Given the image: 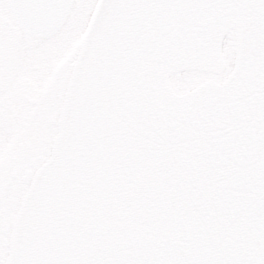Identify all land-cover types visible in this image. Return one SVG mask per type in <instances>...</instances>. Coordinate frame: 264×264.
<instances>
[{
	"label": "water",
	"instance_id": "obj_1",
	"mask_svg": "<svg viewBox=\"0 0 264 264\" xmlns=\"http://www.w3.org/2000/svg\"><path fill=\"white\" fill-rule=\"evenodd\" d=\"M73 2L8 6L49 38ZM57 125L5 264H264V0H97Z\"/></svg>",
	"mask_w": 264,
	"mask_h": 264
},
{
	"label": "flooded vegetation",
	"instance_id": "obj_2",
	"mask_svg": "<svg viewBox=\"0 0 264 264\" xmlns=\"http://www.w3.org/2000/svg\"><path fill=\"white\" fill-rule=\"evenodd\" d=\"M50 38L21 35L0 15V264L25 195L50 156L74 62L70 55L71 67L53 68L56 44L40 41Z\"/></svg>",
	"mask_w": 264,
	"mask_h": 264
},
{
	"label": "rangeland",
	"instance_id": "obj_3",
	"mask_svg": "<svg viewBox=\"0 0 264 264\" xmlns=\"http://www.w3.org/2000/svg\"><path fill=\"white\" fill-rule=\"evenodd\" d=\"M7 1L8 0H0V15L1 17H5L8 20L12 29H16V31L22 35L23 33H21L20 30L15 26ZM96 2L97 0H74L69 15L58 33L54 34L51 38L49 37L50 39L48 40H40L46 41V44H56L54 54H52L54 56L52 63L53 68H60L62 65H65L67 68L71 67L72 64L69 63L68 56L71 55L74 57L72 61L75 60L82 35L85 31ZM234 42L235 35L232 32L227 36L223 46L222 53L226 63L225 69L220 74H217L214 79L222 80L231 69L234 59ZM69 72L70 71H68L67 74L68 79L70 76ZM208 78H210V76L207 73H202L199 71H186L173 74L171 77V84L173 89L180 93L184 90L195 87L201 82L208 80Z\"/></svg>",
	"mask_w": 264,
	"mask_h": 264
}]
</instances>
